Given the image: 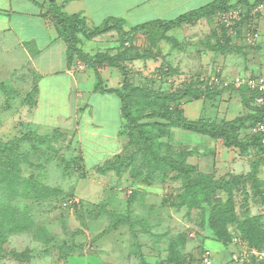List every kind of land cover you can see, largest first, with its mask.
Returning <instances> with one entry per match:
<instances>
[{
	"label": "rangeland",
	"instance_id": "374dc122",
	"mask_svg": "<svg viewBox=\"0 0 264 264\" xmlns=\"http://www.w3.org/2000/svg\"><path fill=\"white\" fill-rule=\"evenodd\" d=\"M104 34L90 40L80 34L84 50L127 66L131 84L136 86L131 92L137 113L168 106L173 110L200 98L230 99L235 86L214 85L202 73L158 68V58H152L150 66L144 65L148 47L154 48L153 54H163L158 40L138 33L133 43H122L118 32ZM171 39L173 48L197 52L192 50L196 45L193 39ZM215 45L232 47L221 41ZM3 52L0 41V264H69L74 253L89 254L72 258L81 264H198L206 252L216 264H264L261 196L250 181L224 185L235 175H250L264 189V151L260 146L251 147L248 156L252 163L245 172L233 170L230 164L215 165L212 171L196 166L192 176L197 181L201 174L206 175L208 185L191 189L177 171L150 159L134 126L128 125L123 132L119 156L107 160L120 121L115 115L119 97L110 94L112 114L106 125H99L92 119L100 117V100H105L102 92L97 90L90 99L79 98L77 90L65 84L53 100L42 95L39 117L44 122L39 132L60 126L62 116L76 104L88 105L81 122L82 148L80 141L69 140L58 130L50 132L46 142L24 139L25 134L36 133L30 122L36 108L34 73L29 65L10 66ZM159 120L154 117L144 123L155 150L188 163L187 146L176 143L170 133L173 127L156 126ZM104 133L108 135L105 139ZM107 161L122 164V173L114 171L109 176L100 172L97 168ZM115 176L125 179L115 184ZM69 200L78 202L66 204ZM87 230L103 232L94 239ZM236 254L238 259H234Z\"/></svg>",
	"mask_w": 264,
	"mask_h": 264
},
{
	"label": "crops",
	"instance_id": "0c3cea01",
	"mask_svg": "<svg viewBox=\"0 0 264 264\" xmlns=\"http://www.w3.org/2000/svg\"><path fill=\"white\" fill-rule=\"evenodd\" d=\"M214 1L216 0H57V3L66 15L79 14L84 17L86 24L90 27L101 25L107 18L114 17L120 20L126 31H130L132 27L152 20L175 19L192 10L205 7ZM257 1L259 0H227V4L251 7ZM50 7L51 0H0V41L5 51L3 55L7 57L10 66L29 65L32 73H34L36 89L33 96L36 100V108L31 114L32 129L42 136H47L54 130L61 131L70 137L69 140L76 138L80 141V148H82V139L85 136L82 132L81 122L87 112L88 105L81 107L76 104L69 114L62 116L60 126H52V128L44 131L45 133H40L38 128L44 122L39 117L42 113L40 108L42 95L48 94L50 95L48 97L53 100L55 95L63 92V84H65L66 88L77 90V97L85 98L87 96L90 99L91 95L97 93L96 85L98 83V76L93 68L83 65L76 57L71 64L68 63V45L60 36L54 22L47 15ZM257 21L260 35L254 43L247 40L248 27L246 21L240 22L236 33L231 38L228 37L227 29L218 22V12L197 21L184 23L181 26L171 28L165 39L158 40L159 50L163 54H153L152 49L154 50V48L148 47L143 54L142 63L150 66L152 58H158L159 61L155 63V65L158 64L156 65L158 68L170 66L180 73L186 71L202 73L203 78L209 82L216 74H220L229 80L238 76L260 75L264 77V12L258 16ZM20 29H23L24 33H21ZM110 33L117 32L112 30ZM103 35L105 34L95 38L101 39L104 37ZM146 36L151 40L150 35ZM172 37L180 41L193 39L196 45L192 50H197V52H187L185 49H181L182 46L173 48L169 45ZM217 41L229 42L228 44L232 47L220 48L219 45H215ZM100 75L104 88H118L121 85L122 74L118 68L110 67L101 70ZM80 85L86 90H80ZM231 86L234 87L235 85ZM98 92H102L101 97H105V100L104 98L100 100L103 105L100 117L92 120L97 121L99 125L102 123L106 125L108 115L112 114L110 105L112 100H109L108 97L111 93L115 95L117 93L106 91L103 94L104 91L101 90ZM229 93L230 99L227 100L200 98L187 101L181 104L180 108L183 115L188 119H203L216 124L254 113V110L246 105V100H243V96H247L245 87L235 86ZM72 94L71 92L70 95ZM73 95L75 96V94ZM118 108L119 114L116 112L115 115L116 118H120V121H117L115 125L112 136L114 146H112V151H109L111 156L107 160L113 156H119L123 150L124 119L121 112V101ZM87 122L92 121L87 120ZM170 133L175 137L177 144L182 143L189 149L187 153L189 165L197 166L205 171H212L215 165L224 167L226 164H230L233 170L241 172H245L251 167L252 159L248 156L251 147L246 150L227 147L222 139H215L209 135L179 127H173ZM103 137L105 139L108 135L104 133ZM250 137L248 126L240 129L239 138L250 139ZM236 151L240 155H237ZM122 166L119 164L117 167L102 173L110 176L115 171L116 174H120L122 173L119 172ZM124 179L115 176L112 180L117 184ZM145 184L148 183L145 181ZM86 232L92 234L96 239L103 230L94 231V233L88 230ZM83 237L85 239V235ZM114 251L117 252L116 249H112V252ZM76 255L86 256L89 254H71L69 264H81L72 259ZM116 255L121 256L122 253ZM213 262L216 264L214 260Z\"/></svg>",
	"mask_w": 264,
	"mask_h": 264
},
{
	"label": "trees",
	"instance_id": "16d2710c",
	"mask_svg": "<svg viewBox=\"0 0 264 264\" xmlns=\"http://www.w3.org/2000/svg\"><path fill=\"white\" fill-rule=\"evenodd\" d=\"M262 1L263 0H259L253 5L259 4ZM237 6L242 5H228L227 0H216L205 7L192 10L175 19L152 20L150 22L136 25L132 27L130 31H126L122 26L120 20L114 17L107 18L101 25L90 27L86 24L85 18L81 15H66L61 10L60 6L57 3V0H51V7L47 11V15L54 22V24L58 28L60 36L68 45V63L71 64L73 59L76 57L77 60L81 61L86 66H89L95 70L98 76V83L96 85L97 90H101L104 92H116L119 96L121 101V112L124 119L123 132L126 130V127L128 125L134 126L135 129L138 131V136L143 141L144 149L146 150L147 154L153 162L165 164L166 166L172 168L174 171H177L178 174H180L186 179L187 184L190 185L191 189H195L197 187L205 189L208 185L206 182V178H204L207 177L206 175L201 174L200 176H203V178L200 177L199 180L196 181L191 174V172L195 169L194 166L185 163V161L175 159L171 156H163L155 150L152 142V135L149 134L145 129V121L156 117L160 119L159 121H156L158 122L156 124V126L158 127L169 125V129L170 127H179L185 130L206 134L215 139H222L227 147H237L239 149L246 150L249 147H254L257 144L262 148L261 135L250 133V139L239 138V131L241 128L248 126V128L250 129L251 126L254 125L256 122L264 121V107L254 104V98L256 95H258V92L251 91L249 88L245 87L247 89L246 105H249V107L254 110V113L250 115L240 116L234 120L225 121L219 124L203 119L191 120L186 118L183 115V112L180 108V104L179 108L173 110L170 109L168 106L160 110H153L146 113H137L133 104L131 92L136 86H132L131 84L127 66L110 56L99 53L91 54L85 51L80 34H82L86 39L90 40L109 31L116 30L119 34V38L122 43H124L125 41L133 43V39H135V36L138 33L150 35L152 40L165 39L168 36V31L171 28L181 26L184 23L197 21L203 17H209L219 11H226L230 8H235ZM110 67H115L120 70L122 74L121 87L104 88L102 86L100 72L101 70ZM30 138H36L37 140H40L42 142H46L50 139L49 136H42L37 133H34V135L29 133L24 135V139L29 140ZM185 155L187 156V154ZM185 159L186 158H184V160ZM119 161V159H116L117 163ZM116 162L111 163L107 161L105 164L99 166L97 169L100 172H105L113 167H117L119 164H116ZM239 181H250L253 185V188L255 189L256 194L261 196V198L258 196L260 198V202L264 204V189L258 185L253 176L235 175L230 180L225 182L224 185L229 186L233 182ZM106 232L107 230L104 233Z\"/></svg>",
	"mask_w": 264,
	"mask_h": 264
},
{
	"label": "built area",
	"instance_id": "2783aa9c",
	"mask_svg": "<svg viewBox=\"0 0 264 264\" xmlns=\"http://www.w3.org/2000/svg\"><path fill=\"white\" fill-rule=\"evenodd\" d=\"M264 12V2L248 6H237L235 8H230L226 11L218 12V22L220 25H223L227 29V35L231 38L239 26V23L246 21L247 23V40L250 43L256 42L260 32L258 28L257 18L260 14ZM210 83L214 85H219L221 87H229L231 85L247 87L251 91L258 92V95L254 98V104L264 107V77L258 76H238L233 80L225 79L221 75L216 74L212 77ZM251 134L261 135V144L264 151V121H258L250 128ZM78 201L69 200L66 204H72ZM239 255H234V259H238ZM198 264H214L212 256L210 253H205Z\"/></svg>",
	"mask_w": 264,
	"mask_h": 264
}]
</instances>
